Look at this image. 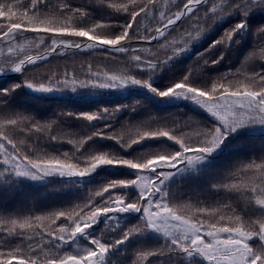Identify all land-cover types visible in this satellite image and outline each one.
<instances>
[{"label": "trees", "instance_id": "16d2710c", "mask_svg": "<svg viewBox=\"0 0 264 264\" xmlns=\"http://www.w3.org/2000/svg\"><path fill=\"white\" fill-rule=\"evenodd\" d=\"M19 2L24 10L55 18L59 23L71 27L91 28L103 24L106 26L103 31L112 37L120 35L130 22L126 13L117 12L109 6L122 0H40L35 8L33 0ZM157 2L162 9L167 6L165 10L174 12L182 9L187 0ZM214 6H218L216 13L211 11ZM195 14L213 22H201L205 30L183 51L173 54L170 50L161 49V45L176 38L191 24V21L186 24L183 19L154 42L133 39L125 46L130 52L141 55L140 50L148 48L154 52L161 49L162 54L171 56V59L160 60L155 67L137 65L127 53L109 49L59 48L48 59L28 66L22 74L0 79V119L23 116L41 124L55 122L51 136L29 133L25 139L18 130L9 133L25 139L23 146L29 151V145L35 148L34 155L63 158L68 154L73 157L74 163L81 166H87V161L96 155H105L114 160L113 164L98 165L84 176L47 175L43 183L23 179L9 166L0 163V222L6 226L12 220L34 218L90 203L101 205L105 199L116 195L128 203H135L140 199L141 192L134 183L110 190L102 197H95V193L113 183L136 181L141 175V170L119 161L142 162L157 156L170 157L182 152V148L175 139L168 137L146 138L131 147L123 146L130 143V139L117 142L113 137L136 129L152 132L174 130V135L179 136L216 128H220L224 135L222 142L211 153L189 154L174 168L156 169L152 178H160L161 189L166 193L165 199L169 204L225 207L246 221L264 220V205L256 204L251 193L229 191L224 187L240 167L264 163V123L248 119L226 127L203 105L197 106L200 103L190 95L159 94L184 82L186 78L190 85L207 90L218 81L230 82L242 79L244 75L264 73V60L258 55L264 49V32L260 31L264 29V0H208L197 7ZM69 15L71 17H67ZM162 23L160 9H153L147 16L137 18L131 35L140 38L150 36L153 29ZM240 24L245 26L235 31L227 45L216 44ZM53 36L60 39L57 33L29 32L22 25L12 43L24 45L28 54L35 56L47 52L41 49L51 47ZM39 38L44 43L36 47ZM63 39L74 44L88 41L86 37L64 36ZM0 46L7 48L9 42H0ZM14 59L8 58L6 63L10 64ZM89 65L93 72H127L141 83L109 82L108 87H100L97 81L89 86L54 89L57 95H38L27 89L26 81L29 79L34 82L46 81L53 75L62 77L65 71L69 75L74 73L78 81L84 78L95 81V77L87 76ZM10 68L0 65L2 71ZM144 82L150 86H145ZM175 96L178 97L177 102H171L170 98ZM183 96L185 100L180 99ZM86 115L99 118L88 121L83 118ZM193 156H202L206 160L196 167H190L188 163ZM168 172L177 174L163 179ZM160 198L157 193L153 200L159 201ZM37 223L40 224L39 228L23 230L25 236H9L6 232H0V251L34 245L38 249L43 246L44 251L53 252L59 257L79 256L96 251L94 241H99L108 247L100 258V264H209L201 254L182 251L173 243L175 237L169 238L146 226L143 210L102 214L84 232L65 241L47 237L46 220ZM139 226H144L143 230L125 239L126 233ZM28 235L32 239L29 240ZM121 240L124 242L120 243ZM249 246L253 250L264 247V240L258 235L254 236ZM149 253L154 254L148 255L143 262L139 261L141 255Z\"/></svg>", "mask_w": 264, "mask_h": 264}, {"label": "snow or ice", "instance_id": "6c2138e0", "mask_svg": "<svg viewBox=\"0 0 264 264\" xmlns=\"http://www.w3.org/2000/svg\"><path fill=\"white\" fill-rule=\"evenodd\" d=\"M39 2L40 0H33V8ZM202 2L203 0H187L182 9L174 12L170 9L165 10L167 6L162 9L157 0H122L119 3H112L109 6L115 11L126 13L130 17V22L124 26L123 32L112 37L103 31L106 27L103 24H97L91 28L71 27L66 23H59L55 18L50 19L35 11L22 9L19 0H0V18H2L0 20V42H9L7 48L0 46V65L13 67L15 71L19 72L23 65L44 57H33L28 54L24 45L12 43L15 35L19 33L23 25L24 29L29 32L51 31L60 35V39L53 36L51 47L46 46L41 51L52 53L61 45L65 49L80 47V44L69 42L63 37H86L90 41L87 43L89 48L110 46L113 51L127 53L131 61L136 62L137 65L155 67L160 60L171 59V56H166L159 50L167 49L173 54L185 50L205 30L201 27V22L205 24L213 22L211 19L205 20L203 15L195 14V10ZM153 9H160V17L163 23L154 28L150 36L133 37L131 33L137 18L147 16ZM211 11L213 13L218 12V6H214ZM67 17H71V15ZM216 18L218 19L219 16ZM182 19L186 24L191 21V24L179 32L176 38L161 45V49H157L158 51L154 52L152 49L143 48L140 50L143 53L141 55L130 52L123 47L124 44L133 39L149 41L155 39L157 35L162 36L168 28ZM244 26V24L238 25L234 31L226 33L225 37L217 41L216 44L227 45L235 35V31ZM260 31L264 32V29ZM43 43V39L39 38L36 47ZM258 55L260 59L264 60V49ZM8 58L15 59L7 64ZM87 76L95 77L96 80L84 78L78 81L74 73L69 75L65 71L62 77L53 75L46 81L34 82L29 79L26 83L28 87L43 92L65 86H72L73 88L76 86H89L97 81L100 87H108L109 82H118L119 84L141 83V81L132 78L127 72L121 74L93 72L91 65L88 66ZM144 83L145 86H150L147 82ZM159 94L162 96L172 94L190 95L214 116L218 117L226 127L230 124L243 123L248 119H257L264 123V73L244 75L242 79L230 82L218 81L207 90L190 85L186 78L184 82L177 83L173 88ZM83 118L93 121L99 117L86 115ZM54 123L41 124L23 116L0 119V163L9 166L17 175L21 176L30 175L33 172L43 176L57 172L60 175L84 176L94 171L98 165L114 163L113 159L105 155H96L87 161V166H81L74 163L73 157L68 154H65L63 158L40 154L34 155L35 148L29 145V148H31V151H29L28 148L23 146L29 133L33 135L43 133L44 136H51ZM17 130L24 134L25 139L9 135L10 132ZM223 135L224 133L220 128L211 131L201 130L198 133H186L179 136L174 135V130L152 132L136 129L118 134L113 137L117 139V142H123L126 138L130 139V143L123 144L125 147H131L132 144L146 138L168 137L169 139H175L180 144L182 152L170 157L148 158L142 162L121 160L119 163L141 170L138 179L127 183H113L102 191L95 193V197H102L110 190L134 183L141 192L140 199L135 203H128L124 198L116 195L105 199L101 205L90 203L77 206L74 209L39 215L34 218L12 220L6 226L3 222H0V232H6L9 236L13 234L25 236L23 230L33 227L39 228L40 224L37 222L46 220L47 237L56 241H65L84 232L102 214L143 210L147 221L146 226L161 229L166 235L175 237L173 243L182 251L189 254H201L208 260L209 264H264V247L253 250L248 244V241L257 235L261 240H264V220L246 221L235 211H227L225 207L169 204L165 199L166 193L161 189L160 178H152V173L156 169L174 168L178 162L187 159L189 154L211 153L222 142ZM52 138L56 139L54 136ZM69 142L76 143L75 141ZM33 178L38 179L40 176L33 175ZM167 178V175L163 177L165 180ZM224 187L229 191L251 193L256 204L264 205V163L240 167L232 174L231 182L225 184ZM157 193L160 194L161 198L159 201H154L153 197ZM144 201H147V203L145 204ZM57 221H63L64 223H57ZM143 227L139 226L131 229L125 234V239L143 230ZM17 229L20 231H17ZM26 237L29 240L32 239L31 235ZM123 242V240L120 241V243ZM94 243L96 244V251H90L85 255H64L63 257H59L53 252L44 251L43 246L39 249L34 245L23 248L16 247L12 250L0 251V264H100V258L108 251V247L99 241H94ZM153 254L141 255L139 261L143 262L148 255Z\"/></svg>", "mask_w": 264, "mask_h": 264}, {"label": "rangeland", "instance_id": "374dc122", "mask_svg": "<svg viewBox=\"0 0 264 264\" xmlns=\"http://www.w3.org/2000/svg\"><path fill=\"white\" fill-rule=\"evenodd\" d=\"M27 89L28 90H30V91H32V92H35V93H41V94H45V95H57L58 94V92H56V91H54V90H52V91H48V92H43V91H38V90H36L35 88H30V87H28L27 86ZM180 99H182V100H185L186 99V97L185 96H183V97H180ZM170 100L171 101H177L178 100V97L177 96H175V97H172V98H170ZM201 104H198L197 106H200ZM205 158L204 157H202V156H193L190 160H189V165H190V167H196V166H198L199 164H201V163H203V162H205ZM53 174H58V175H60L58 172L57 173H53ZM53 174H51V175H53ZM175 174H177V173H173V172H168L166 175H167V179H170L171 177H173ZM33 175H37L36 173H31L30 175H25V176H21V175H18V176H20L21 178H28V179H30V180H32V181H37V182H44L45 181V178H44V176L42 175V176H40V175H37V176H40V178H38V179H34L33 178ZM154 232H158V233H161V234H164V235H166L165 234V232L163 231V230H161V229H158V228H153V227H150ZM167 237H169V238H172L173 236H169V235H166ZM252 240V239H251ZM251 240H249L248 241V244H249V242L251 241Z\"/></svg>", "mask_w": 264, "mask_h": 264}, {"label": "water", "instance_id": "95a60500", "mask_svg": "<svg viewBox=\"0 0 264 264\" xmlns=\"http://www.w3.org/2000/svg\"><path fill=\"white\" fill-rule=\"evenodd\" d=\"M206 2H207V0H203V2H202L200 5H202V4L206 3ZM200 5H199V6H200ZM178 22H179V21H178ZM178 22H177V23H178ZM177 23L173 24L170 28H168L167 31H166L163 35H165V34H166V33H167V32H168L173 26H175ZM160 37H161V35H157L155 39H151V40H149V41H145V42H154V41L158 40ZM89 42H90V41H87V42H85L84 44H81L80 47H72V48H74V49H78V50H82V49H85V48H89V47L87 46V43H89ZM92 43H95V42H92ZM128 44H130V43L128 42V43L124 44L123 47L126 46V45H128ZM60 48H63V45H61ZM95 48H106V49H111V50H113V48L110 47V46H102V47H95ZM58 49H59V48H57L56 51H57ZM56 51H55V52H56ZM55 52H52V53L45 52L44 54L37 55V56H33V57H42V56H44V57H42V58H40V59H37V60L34 61V62L27 63V64L23 65L22 68H21V71H24V70L26 69V67H27L28 65L32 64V63H35V62H37V61H41V60H45V59L49 58V57H50L51 55H53ZM13 69H14V68H13ZM13 69L10 70V71H6V72H0V77H1V76L6 77V76H9V75H16V74H18V73L21 72V71H19V72H14Z\"/></svg>", "mask_w": 264, "mask_h": 264}]
</instances>
